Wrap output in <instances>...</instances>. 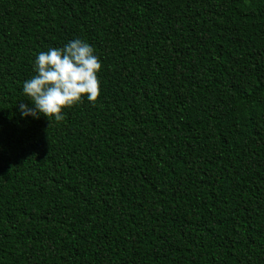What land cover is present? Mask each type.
<instances>
[{
    "label": "trees",
    "instance_id": "obj_1",
    "mask_svg": "<svg viewBox=\"0 0 264 264\" xmlns=\"http://www.w3.org/2000/svg\"><path fill=\"white\" fill-rule=\"evenodd\" d=\"M75 38L98 100L22 116ZM0 264H264V0H0Z\"/></svg>",
    "mask_w": 264,
    "mask_h": 264
},
{
    "label": "clouds",
    "instance_id": "obj_2",
    "mask_svg": "<svg viewBox=\"0 0 264 264\" xmlns=\"http://www.w3.org/2000/svg\"><path fill=\"white\" fill-rule=\"evenodd\" d=\"M95 49L81 38H75L59 48L40 52L34 62L35 74L23 84V93L30 102L20 103L22 116L46 117L61 122L65 109L86 97L95 103L100 94L99 73L102 62Z\"/></svg>",
    "mask_w": 264,
    "mask_h": 264
}]
</instances>
